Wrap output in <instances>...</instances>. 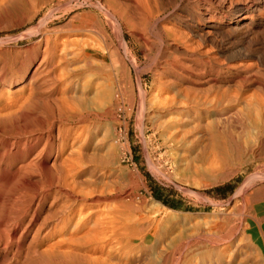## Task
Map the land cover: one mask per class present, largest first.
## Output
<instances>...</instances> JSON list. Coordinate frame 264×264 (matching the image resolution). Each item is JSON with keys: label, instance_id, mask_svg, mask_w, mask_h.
Masks as SVG:
<instances>
[{"label": "rangeland", "instance_id": "374dc122", "mask_svg": "<svg viewBox=\"0 0 264 264\" xmlns=\"http://www.w3.org/2000/svg\"><path fill=\"white\" fill-rule=\"evenodd\" d=\"M123 1L0 0V94H3L5 97L8 93L13 95V92L19 91L20 86L24 87L20 94V96H23L22 99L26 98L30 91L32 93L31 96H33L31 100L34 99L36 103L39 101V104H34L29 98L28 101L30 102L26 101L25 104L30 105V107L32 106V109L28 106L29 108L27 107L26 110H31L34 113V110L37 109L34 115L40 118V121L38 120L39 118L37 119L39 122L36 126L38 128L37 130L35 129L36 127L25 124L21 119L19 124L23 129L21 128L19 131L22 132L25 130V132L23 131V134L20 132L18 133L19 135H17V131L14 130H18L20 127L18 128V126L15 125L13 129L8 122H2V124L0 122V127L3 125V129L1 127L0 133H3L1 135L5 136H3L4 138L2 140L0 135V142L3 141L0 144L3 145L5 142L8 143L9 139L12 140L20 135V137H22L26 134H32V129L36 131L39 129L41 131L43 130V133L49 131L56 136L57 128L60 126L62 132H60L58 136V146L61 147L60 141L63 138L65 142H69L66 143V146L64 145L63 150L60 151L61 158H59V160L65 158L64 160L70 159L71 161H65L66 163L63 164L64 166H62V169H70V167H72L71 169H75V171H79L80 168L86 169V172H83L78 180L82 179L86 180V182L93 181L92 187H94L96 194L100 193L104 196L103 201L101 200L100 202L101 205L96 206L99 210L97 208L96 210L100 213L105 212V205L111 208V211L114 213L112 216L116 215L114 219L115 226H118L117 229L119 228V231H125L123 239L125 238L126 241H131L130 247L124 248V251H119V245L116 243V240L115 242L113 240V246L115 247L117 245L112 255V257L115 258H113V261L116 259L119 261L120 259L123 262V260L134 259L133 264H264V123H262L264 122V114L259 113L256 106L259 100H264L260 99V97L262 98L264 96V84L261 85V83H264V64L255 65L252 61L247 59H234L228 61L227 65L229 64V66L232 65V67H234L235 64V67H237L241 64L240 67L243 68L240 69L238 72L239 74L235 70H232V76H226L224 73L226 71L222 70L220 73L221 76L227 78L215 84L216 86L221 84V86L220 88L219 86L213 88L212 94L211 92L210 94L205 92L208 86L206 83L202 82V85H195V88H199L197 89L199 91H194L196 93H194L195 96L197 95V98H195L196 100L200 98L203 107V103L206 101L205 105H208L207 99L209 101L211 95L213 96L216 92H220L221 87L222 90L220 94L223 95L221 96L218 93L219 98H221L219 99L221 105H225L226 103V100H222L226 88H228L227 90L230 94L239 92L238 99L240 100H237L234 105L240 107L242 110L244 109L242 112L243 115L239 113L237 117L236 114L231 116L212 111L207 113L202 111L204 113L202 114V112L194 108V113L191 112L188 116L184 117L175 114V116L169 115V117H167V115L158 111L160 98L163 97L162 94L168 97L171 96L174 93L172 91L173 88L177 85L171 80L172 78L169 72L165 71L166 73L162 72L160 74L155 70H158V66L164 62L174 63V59L178 56L173 50L171 51L172 48L169 46L170 41H175L173 36V32L176 31L175 29H177L180 34L184 33L182 28L176 27L175 18H180V14H182V16L186 15L185 10L182 9L185 7L187 9L189 8L188 10L193 13H197L199 5L193 1L181 0V7L180 10H178L175 0H144L146 3L141 0V3H144L145 7L148 5L147 9L149 7L148 10H150V13L145 9L144 4V8L142 7V4L139 2L140 0ZM132 1H136L133 2L136 3V6H134L135 4L132 5ZM126 4L127 6L130 4L128 9L125 7ZM137 6L140 8V11L137 12L138 15L135 14V12L139 10ZM132 7L135 8L133 9ZM111 8H115L119 14L121 12L123 14L119 20V29L110 16ZM130 12H132L134 16H131ZM176 12L180 14H176ZM126 13L129 14L127 17ZM135 15L141 16L140 19L142 20L138 19L139 17ZM134 18H136V20ZM127 20H129V23ZM196 20L198 19L196 18ZM134 21L138 23L134 24ZM100 27L102 29H100ZM42 30L44 34L47 33L52 43L55 41L58 42L54 43L57 46V53L63 48H65L67 52H74L79 48H84L87 50L86 59L88 57L91 59L90 61H92L90 62L88 61L89 59L87 60L92 70L89 67L85 68L83 64L81 65V63H83L81 61L71 63V65L68 66L70 69L75 68L74 65H76V68L81 67L82 69L83 67L82 72L75 77L67 74L70 69L68 67L64 68V64H62L63 66L61 69V63L55 60L50 62V65H52L53 62H57L51 66L52 70L56 69L58 72L57 74L62 70L61 73L63 75L61 76V74H59L55 76L57 75L56 71L54 73V70L52 71L56 78V89L54 93L49 96L54 98L53 100H56L58 98L57 96L60 95V97H62L64 95L62 99H65L64 101L67 103L69 102V106L73 104L76 110L79 106V111H76L78 115L75 119L60 120L56 110L47 108L48 105L46 104V107L44 102H48V100H52V98L49 96L47 97V91L45 92V89L44 91L40 90V92L43 91L44 95L39 93V91L32 92L30 90V74L24 77H11L12 73L20 68L29 67L27 70L29 69L30 73L37 66L41 55H36L29 49L43 37L44 34ZM121 39L122 42H120ZM75 41L77 43L79 41L83 46L81 45L80 47L79 43L78 46L77 43H74ZM62 42H64L65 45ZM122 43L126 46L121 45ZM192 43L191 48H196V41L194 40ZM204 44L200 45L201 51H205V49H212L215 51L211 43L207 42L205 45ZM59 45L61 48H59ZM91 45L94 46V48ZM66 46H77L78 48H67ZM169 50L171 52H169ZM111 51H114V53L112 52L113 54H111ZM211 55L218 56L216 53ZM116 58L118 60L117 63L115 61ZM221 59L222 58H220V60ZM93 62L94 65H92ZM239 62L246 64L244 66L242 65L243 63ZM58 63L60 64L59 66L57 65ZM247 64L255 65L256 71H259H257L258 74H256L253 66L249 67ZM58 68L61 70L59 69L58 71ZM66 69L69 70L66 71ZM106 69H108V71ZM246 71L249 72L247 73ZM64 72H66V76ZM127 72H129V74ZM249 73H251V75ZM82 74H86L87 77ZM215 74L217 73H207L208 77H210L209 75L214 77ZM254 74L256 76H254ZM192 75L193 77H197L195 72ZM4 76L8 79L3 80ZM81 76H83L85 80ZM80 77L85 82L82 83ZM93 77L95 78L93 79ZM241 77L246 78V80ZM70 78L72 80H70ZM253 78L257 81H254ZM260 78L261 80H259ZM91 80H93L94 83L96 82V84ZM170 80L174 85H169ZM235 80H239L243 83L245 81V86L243 87L245 89L242 88V90L238 88ZM11 81L12 84L10 83ZM78 81L79 83L81 82L80 84H83L82 86L84 89L80 86ZM163 81L169 84L167 85L165 82L163 83ZM246 82L249 84H246ZM70 84H73L72 87L75 89L66 91L63 94L61 91L64 90V87L68 88ZM183 84L184 83H179L180 89L182 86L185 87L187 85L186 83L184 84L185 86ZM93 85L96 86L94 87ZM172 86L174 87L172 88ZM224 86L228 87L225 88ZM62 87L63 89H61ZM108 87L109 90L106 92ZM200 87H205V89H202L204 94L201 92L202 90H200ZM164 88L168 90L171 88V91L169 90L170 93L169 91L168 93L162 92ZM183 89L184 88L181 90L183 91ZM229 89H236L237 91L233 90L235 91L233 93L232 90ZM73 91L76 95L72 93ZM241 92H243V94ZM200 93L203 94L202 97ZM71 94H74L73 96L75 99L73 96V98L69 97ZM78 94H82L83 96L77 99L76 96ZM3 95L0 98H5ZM65 95L71 100L68 98L66 99ZM88 95L89 98L91 97L90 99H88ZM180 95L183 96V93L180 92ZM255 95L258 97L254 98ZM151 98L155 99L152 100ZM251 100L255 102L254 105H252L253 102ZM70 101H72V104ZM74 101L77 106L73 103ZM86 104L87 107H85ZM248 104H251L250 106L253 107L248 106ZM244 105H246L248 109H246ZM254 106H256V108L252 109ZM85 108L89 109L90 113ZM49 109L54 112H50ZM81 109L84 111H80ZM39 110L40 112L44 111L43 115H39ZM253 110L254 113H258L254 114L252 112ZM249 113L251 114L249 115ZM240 114L242 116H240ZM54 116L55 118H53ZM172 116L175 119L180 117V121L172 118L170 119ZM84 117L85 119H82ZM43 119L48 121L45 122ZM53 119L55 120L53 121ZM227 119H229V122ZM173 120H175L174 122H176V124ZM259 121L262 124L261 126H259ZM51 122H54L53 127H49ZM84 123L86 125L88 124L89 127ZM171 125H174V128L171 127ZM4 127H6V129ZM7 127H9V129ZM65 127L67 128L65 129ZM249 127L251 129L253 128V131ZM11 128L13 129L12 131ZM42 128H45V130ZM8 130L10 132H8ZM257 134L260 139L257 137ZM74 137H76L77 140L76 138L74 139ZM252 137L256 139L253 142ZM248 140L250 141L247 142ZM237 141L240 142L238 143L240 146L237 144L238 147L236 146ZM43 142L44 141L41 142L40 146ZM2 145H0V152L3 150L1 147ZM252 145H258L259 147L256 146L257 149L256 147L253 149ZM252 150L254 152H251ZM65 156L68 158L66 159ZM18 159L19 158L15 160ZM6 161L7 162L4 160V162L1 161L0 163V168L2 169V172L0 171V177H2L0 181L3 180L0 182L3 185H0V219H2L0 220V235H4L1 234V231L5 232L6 229V225L4 224L10 222L9 220L11 219H15L18 223L16 226L17 229L15 228L13 235L18 236L36 207L37 200L30 199H32L41 188H47L50 184V180L48 179L49 181H45L47 179V177L46 179L44 178L45 175L40 177L38 173L33 172L32 175L26 173L27 175L24 174L23 176H19L25 178L24 180L22 178L21 181L23 180V182H21L15 172L16 164H14V166H8V158H6ZM68 163L73 165L69 167ZM11 169H15V173H12L13 170L11 171ZM13 174L14 178L16 175L15 183L18 182L17 178L20 181L17 184L13 183L15 181ZM38 178H40L41 181ZM87 178H89V180H87ZM38 181H40L41 185H39L40 183L38 184ZM12 183L15 186H12ZM19 183L21 185H19ZM27 184L29 185L27 186ZM16 185L18 186V190L21 191H24V187H32L34 188L32 189L33 191L35 188L36 190L33 192L31 190L26 191L25 189L24 192L22 191V194L21 191V193L18 192ZM217 187L219 188L216 189ZM11 188L12 192H10ZM16 191L20 193V195ZM10 193H12V195H10ZM16 193L19 196H17ZM14 194L15 196H13ZM7 195L10 198L12 197L10 202L7 200V202H4L6 198L9 199V197H5ZM156 195L166 202L163 203L161 200H158ZM58 197L59 200L57 199ZM24 199L28 205L31 201L29 207H27V204H23L24 201L22 202V200ZM55 199H57L56 202L59 201L61 203V201H63L62 197L59 195H56ZM48 200H51V197H49ZM11 201L14 202L11 204ZM20 201L22 204H19ZM15 202L17 204H14ZM13 204L15 207H18L19 210L20 206L21 208L23 207L24 213L26 210L27 213H17L18 209L13 207ZM47 204L48 202L38 213L36 223L33 226H29L27 231L22 232L23 237L19 238L17 244L20 243L23 248H25L24 246L28 243L34 227L43 221V216L48 214L46 213L49 211L47 210ZM54 206L52 209L55 208ZM129 206H131V209ZM256 213L260 214L262 218L261 225L253 223L251 216ZM117 220L118 223H116ZM248 220L252 221V230L250 233L245 230L249 228ZM122 222H124V225ZM124 227L127 228L124 229ZM46 229L47 228L43 229L41 234L45 235L47 232ZM58 237L61 239L60 232L55 233L49 239L43 240V243H38L37 248L39 250L46 249L47 253L51 254L50 249L46 247H51ZM60 239H58V241ZM20 244L19 246H21ZM13 249L14 248H12V250ZM13 252L14 251L11 250H4L3 245L0 244V264H9L12 260ZM7 259L11 260L8 261ZM20 264L25 263L22 262Z\"/></svg>", "mask_w": 264, "mask_h": 264}, {"label": "bare ground", "instance_id": "6f19581e", "mask_svg": "<svg viewBox=\"0 0 264 264\" xmlns=\"http://www.w3.org/2000/svg\"><path fill=\"white\" fill-rule=\"evenodd\" d=\"M118 1L119 2H122L123 0L122 1L118 0ZM188 1L189 2L193 1L197 5H199V10H198L197 13H193V12H191V11L188 10L189 8L188 9L186 7L185 8H182L186 12V15L185 16H182V14L176 12V14L177 13L180 14V18H175L176 19V21H175L176 27L182 28L184 30V33L183 34H180V33H178L177 29H175L177 31V32L176 31L173 32V36H174V40L175 41H172V42L170 41L169 46L172 48L171 51L173 50L178 56L176 57V59H174V63L164 62L161 65L159 64L160 66H158V70H155V71H158V73H160V74L162 72H165V71L169 72L170 73V76L172 78L171 80H173L174 83H175V85L178 86V87L175 86V88H173L174 86H172V88H173L172 91L174 93L171 96L168 97L167 95L162 94L163 97L160 98V102H159V106H158V111H160L164 115H167V117H169V115H174L175 116V114H179V115L185 117V116L190 115V113L194 111V108H196L200 112L204 111V112L207 113L209 111L210 112L212 111V112H215V113L228 114V115H231V116H234L236 114V116L238 117L239 116V113L242 114V112H243L244 109L242 110L240 107H237L236 105H234L237 100H240V99H238L239 92L233 91V90H236V89H229V90H232L233 93L235 92L234 94H230L228 92V90H227L228 88H226L228 86H226V87L224 86L226 88V90H224L225 91V94L222 97V100H224V101L226 100L225 101L226 103H225V105H221V101L219 100L221 98H219V96H218V93H219V95H221L220 94V92L222 90V87H221L220 92H218V93L216 92V94H213V96L212 95L211 96L209 95L211 97V99L209 101L207 99V102L209 104L207 103L208 105H205V103H206V101H205V103H203V105H204V107H203L202 106V103H201L202 101L200 100V98L198 97L199 98L198 99L199 100V103H198V100H196V98H197L196 96L197 95L195 96V94H196L195 92L199 88H195V85L201 84L202 82L206 83L208 85L206 87V89H205V87H203L205 89V92L206 93H209V94L211 92V94H212L213 88L218 87V86L220 88V86H221V84H218V86H216L215 84L217 82H219L220 80H223V79H226L227 78L225 76H221L220 73H221L222 70L226 71V72L223 71L226 76L227 75L228 76H232V70H235L238 73L240 71V69L243 68V67H240L241 64H239V66H237V67H235V64H234V67H232L231 64H230L231 66H229V64L227 65V62L228 61H232L234 59H247V60L252 61L253 64H255V65L256 64H258V65H263L264 64V0H188ZM133 2H136V1H132L131 2L132 5L135 4L134 6H136V3H133ZM139 2L141 3V0ZM143 2H145V1L143 0ZM175 3L177 5L178 10H180L181 0H175ZM127 4H126L125 7H127V9H128V6L130 7V4L128 6H127ZM143 4H142V7H143ZM107 6H108V4H107ZM147 6L145 7V4H144L145 9L148 12H150V10H148L149 7L147 9ZM117 7L119 8L120 6H117ZM137 8L139 10H137ZM137 8H136L137 11L136 12L134 11V12H135V14L138 15L137 12L140 11V8H139V6H137ZM37 9H38V7H37ZM129 9H131V8H129ZM133 9H131V10H133ZM37 12H39V11H37ZM132 12H130L131 16L133 15ZM105 14L108 15L107 13H105ZM140 14H141V12H140ZM122 15H123L122 12L119 14V12H117V10H115V8H111L110 9V16L114 20L115 24L118 26L117 27L118 29L120 27L119 20L121 19ZM128 15L129 14H127L126 17ZM137 15H135V16L136 17H139L138 19H140L141 16H137ZM149 16H150V14H149ZM196 18L198 20H196ZM134 19L136 20V18H134ZM140 20H142V19H140ZM127 21L129 23V20H127ZM114 22H113V24H114ZM134 22H135L134 24H137L138 23V22L136 23V21H134ZM173 27H175V26H173ZM40 28H42V27H40ZM205 28H208V29H205ZM100 29H102V28L100 27ZM47 31H48V29H47ZM42 33H43V30H42ZM194 40L196 41V43H197L196 45L197 46L195 45L196 48L193 47V49H192L191 48V45L194 43V42L192 43V41H194ZM120 42H122V39H121ZM207 42L211 43L214 46L213 49L215 48V51H213L212 49H205V51H201L200 50V45L201 44H204V43L206 44ZM54 43H58V42L55 41ZM54 43L51 42V39L49 38V36L47 35V33H45L43 35V37L41 39H39L36 43H34L33 46L29 49L30 51H33L34 54H36V55H39L40 54L41 55V58H40L39 62L37 63V66L30 73H29V69L27 70V68H29V67H27V68L26 67L20 68L19 70L13 72L12 75H11V77L12 76H22V77H24V76L30 74V76H29L30 81H31L30 82L31 83V85H30L31 86L30 87L31 89L30 90L32 92L33 91L34 92L35 91L36 92L39 91V93H41L42 95H44L43 94V91L45 89V92L47 91V97H48L49 95H51L52 93H54V91L56 89V87H55V84H56L55 83V79H56L55 76H58L59 74H61V76L63 75L61 73L62 72L61 69H62V66H63L62 64H64V66H63L64 68H67L69 65H71V63H74L76 61H81V62H83V63L80 62L81 65L83 64L85 66V68L86 67H89V64H88L89 62L88 61H90L91 59L88 58V57L86 59V55H87V50L86 49L79 48L78 50H76L74 52H67L65 50V48H63V49H61L59 51V53H57V48H56L57 46ZM62 43L64 44V42H62ZM74 43H77V42L75 41ZM78 43L80 44L79 41H78ZM78 43H77V45L79 46ZM59 44L61 45L60 41H59ZM81 45H82V43L80 44V47H81ZM121 45L126 46L124 43H122ZM69 47L70 46H68L67 48H69ZM73 47L76 49L77 46H73ZM92 47L94 48V46H92ZM59 48H61V46ZM115 51H116V49H115ZM171 51L169 50V52H171ZM112 52L114 53V51H111V54H113ZM174 52H173V54H174ZM214 53L218 54V56L217 55H211V54H214ZM219 56L223 60L222 59L220 60ZM113 58H115V57H113ZM181 59H183V60H181ZM53 60L61 63V65L59 63L57 64L58 66L60 65V67H61V69L58 68V71H59V69L61 70V72H59V74H57L58 72L56 71V69L55 70L53 69L54 71L52 70V67L51 66H53L54 63H57V62H53V64L50 65V62L53 61ZM115 61L117 63V61H118L117 58H116ZM115 61H114V63H115ZM90 62H92V61H90ZM123 62H124V60H123ZM170 62H173V61H170ZM236 62H238V61H236ZM239 63H243V62H239ZM249 63H251V62H249ZM245 64L243 63L242 65L245 66ZM57 65H55V66H57ZM72 65H74V64H72ZM92 65H94V62H93ZM117 65H119V64H117ZM122 65H124V64H122ZM122 65H120V66H122ZM247 65L249 67H252V66L254 67L255 66V65H251V64H247ZM74 67L75 68H71V69H70V67H68L70 70L69 69H66V71L69 70L68 73H67V74H69V76H74L75 77L78 74H80L82 72V70H83V67H82V69H81V67L80 68H76V65H74ZM126 68H127V65H126ZM246 68L248 69L247 66H246ZM124 69H125V67H124ZM244 69H245V67H244ZM104 70H103V72H104ZM106 70L108 71V69H106ZM52 71H53V73L56 71V74L57 75L54 76L53 73H52ZM193 71L195 72V74L197 75V77H193V75H192L194 73ZM250 71H251V69H250ZM257 71H256V68H255L256 74H258V72H259V71L258 72ZM211 72L217 73V74H215L214 77H211V75H209L210 77H208L207 73H211ZM246 72L248 73L249 71H246ZM65 73L66 72H64V74ZM92 73H94V72H92ZM124 73H125V71H124ZM127 73L129 74V72H127ZM86 74H84V75L82 74V75L85 76ZM128 74H127V77H128ZM249 74L251 75V73H249ZM120 75H122V74H120ZM65 76H66V74H65ZM83 76H81V77L84 78ZM88 76H89V74H88ZM102 76H104V75H102ZM203 76H204V79H203ZM254 76H256V75L254 74ZM85 77H87V75ZM244 77H245V75H244ZM60 78H62V77H60ZM63 78H67V77H63ZM82 78H81L80 81H82V83H83V82H85L84 81L85 78H84V80H82ZM94 78L95 77H93V79ZM7 79L8 78L6 76H4V79L3 80H7ZM76 79H78V78H76ZM244 79L246 80V78H244ZM61 80H63V79H61ZM70 80H72V79L70 78ZM171 80L169 82L170 84L169 83L168 84L169 85H174V83ZM253 80L254 81H257L254 78H253ZM253 80L251 79L252 82H253ZM259 80H261V78ZM12 81H13V79H12ZM12 81L10 82L11 84H12ZM65 81H66V79H65ZM91 81H93V80H91ZM237 81L235 82V83H237L236 85L238 86V88L242 89L245 86V84H244L245 81H244V83L243 82H240L239 80H237ZM247 81L248 82H251L249 80H247ZM66 82H64V83H66ZM75 82H77V81H75ZM164 82L167 84L166 81H163V83ZM171 82H172V84H171ZM248 82H246V84ZM78 83H79V81H78ZM93 83H94V81H93ZM179 83H184V84L186 83L187 84L186 86L183 84L185 86V87L182 86V88H184L183 91L181 90L182 88L180 89ZM258 83H261V82H258ZM94 84H96V82ZM262 84H264V83H261V85ZM72 85L73 84H70L68 88L64 87V90H62L61 92L64 94L66 91H72L73 89H75L74 87H72ZM82 85L83 84H80L81 87H83ZM90 85H91V83H90ZM231 85H233V84H231ZM0 86H1V82H0ZM255 86H257V85H255ZM259 86H258V88H259ZM57 87H58V85H57ZM251 87H253V86H251ZM203 88H201L200 90H202ZM234 88H236V87H234ZM23 89H24V87L20 86L19 87V91L16 90L17 92H13V95H10V93H8L6 97L3 94H0L1 95L0 97H2V95L5 97V98H0V122H1V124H2V122H5V123L8 122L10 124V127H13V129H14V126L15 125L18 126V128L21 126L19 124V122H20L21 119L25 122V124H27V125L29 124L30 126L33 125L34 127H36L37 124H39L38 120L40 121V118L39 117H36L34 115V113H36L35 110H37V109H35V110L33 109L34 110V113L31 110H28V111L26 110L28 106L30 107V105H28V104L26 105L25 103H26V101H28L29 98H30L29 100H31V98L33 97V96H31L32 93L29 91V95L26 98H23L22 99L23 96H20V94L22 93L21 91H23ZM61 89H63V87ZM83 89H84V87H83ZM243 89H245V88H243ZM40 90H43V91L40 92ZM108 90H109V87H108V89H107L106 92H108ZM169 90L171 91V88ZM169 90L167 88L166 89L164 88V91H162V92H167L168 93ZM246 90H248V89H246ZM170 91H169V93H170ZM197 91H199V90H197ZM218 91H219V89H218ZM94 92H95V90H94ZM180 92L183 93V96L180 95ZM201 92L203 93V90ZM243 92H241V93L243 94ZM72 93L75 94L74 91ZM77 93H79V92H77ZM80 93H81V91H80ZM192 93H193L194 97H193ZM202 93H200L201 94V97L204 94V93L203 94ZM34 94H36V93H34ZM74 94L69 95V97L70 98H73L74 97L73 96ZM255 94H257V93H255ZM38 95H40V94H38ZM94 95H95V93H94ZM252 95H253V93H252ZM77 96H76V98L78 99V98H81L80 96H83V95L80 94L78 97ZM258 96H259V94H258ZM258 96L255 95L254 98H256ZM49 97L52 98L51 96H49ZM57 97L58 98L56 100H53L54 98H52V100H48L47 98H45L49 102V103L47 101L44 102L45 105L46 104L48 105V107H47V105H46V107L47 108H51L52 110H56L57 113H58V115H59V117H60V120H62V119L63 120L64 119H75L76 116L78 115V113L76 111L80 107L78 106V108L76 110L75 109L76 107L74 108V105L71 103L72 101H70V103L72 104L71 106H73V107L69 106V102L68 103L65 102L64 101L65 99H62V97H60V95L57 96ZM244 97H246V96H244ZM263 97L262 98L260 97V99H264ZM34 98H35V96H34ZM65 98L67 99L68 97H66V95H65ZM70 98H68V99H70ZM90 98H89V95H88V99H90ZM240 98H241V96H240ZM252 98H250V99H252ZM74 99H75V97H74ZM92 99H94V98H92ZM154 99H152V100H154ZM82 100H84V99H82ZM241 100H243V99H241ZM31 101L34 102V99L31 100ZM101 101H103V100H101ZM28 102H30V101H28ZM38 102L39 101H37V103ZM40 102H41V100H40ZM84 102H87V101H84ZM249 102H250V100H249ZM35 103L36 102H34V104ZM73 103H75V105L77 106V104H76L75 101ZM257 103L258 104L256 106H257L258 112L261 113V114H264V100H259ZM87 104H92V103H87ZM87 104H86L85 107H87ZM150 104H152V103H150ZM254 104H255V102L252 103V105H254ZM250 105L251 104H248V106H250ZM256 106H254V108H252V109H255ZM244 107H246V109H248L246 105H244ZM250 107H253V106H250ZM93 108H95V107H93ZM46 110H44V111L47 112ZM52 110L49 109L50 112H54ZM86 110L89 112V109H86ZM80 111H82V109ZM246 111H248V110H246ZM39 112H40V110H39ZM41 112H40L39 115H43V112L42 113ZM252 112L254 113V110ZM258 112H256V113H258ZM81 113H79V114H81ZM256 113H254V114H256ZM202 114H204V113L202 112ZM241 114H240V116L243 115V114L242 115ZM250 114L251 113H249V115ZM100 115H102V114H100ZM258 115H260V114H258ZM223 116H226V115H223ZM53 118H55V116ZM171 118L172 119H175V118H173V116L170 117V119ZM179 118L177 117V119H175V120H179ZM49 119H50V114H49ZM82 119H85V117L82 118ZM164 119H166V118H164ZM54 120L55 119H53V121ZM175 120H173V122ZM228 120L229 119H227V121ZM47 121H45V122H47ZM169 122H168V124L170 125ZM174 123L176 124V122H174ZM239 123H241V122H239ZM259 123H260V121H259ZM262 123H264V122H262ZM84 124H82V125H84ZM243 124H245V123H243ZM243 124H241V125H243ZM261 125L262 124L260 123L259 126H261ZM22 126H23V124H22ZM53 126H54V122H51V125L49 127H53ZM86 126L89 127L88 124ZM173 126L171 125V127H173ZM1 127H0V129H1ZM90 127H91V125H90ZM4 128L6 129V127H4ZM7 128L9 129V127H7ZM21 128L23 129V127H20L18 130L17 129L14 130V131H17V135H19L18 133L21 132V131H19ZM45 128H47V127H45ZM45 128H42V129L45 130ZM66 128L67 127H65V129ZM2 129H3V127H2ZM13 129L11 128V131ZM35 129L37 130L38 128L36 127ZM36 130H33L32 129L31 130L32 131V134H26V135H24L22 137H20L21 136L20 135L19 137L14 138L12 140L9 139L8 140V143L5 142V144H3V145L0 144V145H2L1 147L3 149L0 152V163H1V161L4 162V160H5V162H7L6 161V158H8V160H9L8 163H7L8 166H11V165L14 166V164H16V171L15 172H16V175L18 176V178H20V181H21L22 178H23V180L25 178L24 177H19V176H21V175L23 176L24 174L27 175L26 173H28V175L29 174L32 175L33 172L34 173H38L40 175V177L41 176L43 177V175H45L44 178L46 179V177H47V179L45 181H49L50 180L49 181L50 184L48 183L49 185L47 186V188L46 187L43 188V189L41 188V190H39L38 193L36 192L37 194L35 193L36 195L33 196L32 199H30V200H34V199L37 200V203L35 205L36 207L34 208V212L31 213L30 218L28 219V221L25 223L26 225L24 224L25 226L22 228L21 232L19 234L17 233L18 236H16V235L14 236L13 235V232H14L16 226H17V223H18V222L15 221V219L14 220L11 219V220H9L10 222H7V223L4 224V225H6V229H5V232H2L1 231V234H4V235L3 236L0 235V237H1L0 238V244L3 245L4 250H6V251L7 250L8 251L9 250L14 251L13 252V257L11 258L12 260L11 259H7L8 261L11 260L9 264H20L22 262L25 263V264H133V260L134 259H127L125 261L123 260V262L120 259H119V261L116 259L117 260V261L115 260L116 262L113 261L115 258L112 257V255H113V252L115 250L114 248H116V246H117V245L115 247L113 246V244H114L113 243V240H114V242L116 240V243L119 245V251L123 250L124 248L130 247V242L131 241H126L125 238L123 239V234H124L125 231H119V228L117 229L118 226L117 227L115 226L114 219H115V216L116 215L115 216H112V214H114V213H113V211H111L112 210L111 208H109L108 206H106L104 204L105 205L104 207L106 209V211L104 209L105 212H101L100 213L99 211L96 210V208H97L96 206L101 205L100 202H101V200L103 201L104 196L101 195L100 193L99 194H96V191H95L94 187H92L93 186V183H94L93 181L86 182V180H82V179L81 180H78L81 177V174L83 172H86V169L80 168L79 171H75V169H71L72 167H70L71 164H69V163L68 164H69L70 169H67V168L66 169H62V166H64L63 164L66 163L65 161H68L69 162L70 159H67L68 157L65 156L67 160H64L65 158H63V157H62L63 158L62 160L61 159L59 160V158H61L60 151H62L64 145L66 146V143L69 142V141L68 142H65L64 141V138L63 139L60 138V139H62L60 141L61 142V147L58 146V139H59L58 136H59V133L62 132L60 126H58V128H57V134H56V136L53 135L54 133L52 134L48 130H47L48 131L47 133H43L44 131L42 130L43 131L42 132L40 129L38 131H36ZM258 130H260V129H258ZM23 131L25 132V130H23ZM34 131H36V132H34ZM8 132H10V131L8 130ZM11 133H14V132H11ZM258 133H259V131H258ZM1 134H3V133H0V135ZM262 135H263V133H262ZM3 136L4 135H1L2 140L5 137V136L4 137ZM257 137H258V134H257ZM65 138H66V136H65ZM75 138L76 137H74V139ZM254 138H255V136H254ZM258 138H257V140H258ZM76 140H77V138H76ZM254 140H256V139H253V137H252V142ZM42 141H44V142L40 146V144H41ZM249 141L250 140H248L247 142H249ZM1 142H3V141H1ZM241 142H243V141H241ZM238 143H240V142L237 141V143H236V146L237 147L239 145ZM259 143H260V141H259ZM255 144H256V142H255ZM256 146H258V145H256ZM256 146H253V149ZM53 148H55V149H53ZM237 149H240V148H237ZM241 149H243V148H241ZM256 149H257V147H256ZM237 151H239V150H237ZM251 152H254V151L252 150ZM237 153H239V152H237ZM17 158H19V159L18 160H15ZM82 160H83V158H82ZM72 161H73V159H72ZM74 162H75V160H74ZM83 166H85V165H83ZM75 167H76V165H75ZM1 170L2 169L0 168V171ZM12 170H13L12 173H15L14 172L15 169H11V171ZM16 175H15V178H14V174H13V178L15 179V181L14 182L12 181V182L14 184H17L18 182H20L19 179L17 178L18 182L15 183L16 182ZM0 178H2V177H0ZM255 178H256V176H255ZM14 179H12V180H14ZM38 179L40 180V178H38ZM94 179H95V177H94ZM23 180L21 182H23ZM87 180H89V178H87ZM2 181H0V182H2ZM35 181H36V179H35ZM40 181H38V184L40 183ZM13 183H12V186L14 185ZM0 185H2V183H0ZM19 185H21V184L19 183ZM28 185L29 184H27V186ZM39 185H41V183ZM16 187H17L16 189L18 190V186L17 185H16ZM29 188H31V189H29ZM20 189H22V188H20ZM23 189H24V191H25V189H26V191H28V190L33 191L32 189H34V188H32V187H28V188L27 187H24ZM13 190H14V188H13ZM35 190H36V188H35ZM35 190L33 192H35ZM20 191L21 190H18V192H20ZM10 192H12V188H11V191ZM23 192H22V194H23ZM97 192H99V191H97ZM17 193H16V195L19 196L20 193H18L19 195ZM8 195L5 196V197H9ZM10 195H12V193H10ZM56 195H59L60 197H62V200L63 201H61V203L59 201L56 202L57 199L59 200V197L57 199H55ZM13 196H15V194ZM49 197H51V200H48ZM4 198H3V200H4ZM11 198L10 197H9V199L6 198L4 200V202H7V201L10 202V199ZM18 198H20V197H18ZM63 198H65V199H63ZM17 199H16V201H17ZM21 199H22V197H21ZM23 201L25 202L26 200L24 199V200H22V202ZM251 201H252V199H251ZM13 202L11 201V204ZM24 202H23V204H27L28 205V203H26V202L24 203ZM47 202H48V204H47L48 209L47 210H49V211L46 212V213H48V214L47 215L45 214L46 216H43L44 218L42 217L43 218V221H41L40 223L38 222L39 224L34 227V229L32 231V234L30 236V239H29L28 243L26 244V246H24L25 244L23 243L24 244L23 246L25 248H23L20 243L19 244L21 246H19V244H17V243L19 241V238H22L23 237L22 236V232L27 231L29 229V226H33L36 223V217H37L38 213L40 212V210L43 208V206ZM30 203H31V201L29 202V205H30ZM104 203H105V201H104ZM14 204H17V203L15 202ZM14 204H13V207H15ZM19 204H22L21 201H20ZM29 205L27 207H29ZM54 205H56V206H54ZM18 206H20V205H18ZM53 206L55 207L54 209H52ZM129 207L131 209V206H129ZM15 208L18 209V212L17 213H22V212H23V214L27 213L26 212L27 211L26 209H25L26 211L24 213V211H23L24 209H23V207L21 208V206H20V210H19L18 207H15ZM30 209H31V207H30ZM6 211H8V210H6ZM10 211H12V210H10ZM15 212H16V210H15ZM251 218L253 220V223H257V224L261 225L260 223H261L262 218H261L260 214H258V213L253 214L251 216ZM0 220H2V219H0ZM116 223H118V220L116 221ZM122 223L124 225V222H122ZM0 225H1V223H0ZM251 225H252V221H249V224H248L249 228L245 229L248 233H250L251 230H252ZM18 226H20V225H18ZM119 227H120V225H119ZM45 228H47L46 229L47 232L45 233V235H43V234H41V232ZM125 228H127V227H124V229ZM59 232H60V235H61V239L58 237V239H60L59 241L57 239L56 240L57 242L55 241L54 244H52V245L50 244L51 247L50 246L46 247V248H49L50 249L51 254L50 253H47V250L46 249L45 250H41V249L39 250L37 248V244L38 243H40V242L43 243V240L49 239L55 233H59ZM230 235H232V234H230ZM12 248H14V249L12 250ZM116 252H118V251H116ZM116 258H118V257H116Z\"/></svg>", "mask_w": 264, "mask_h": 264}, {"label": "trees", "instance_id": "16d2710c", "mask_svg": "<svg viewBox=\"0 0 264 264\" xmlns=\"http://www.w3.org/2000/svg\"><path fill=\"white\" fill-rule=\"evenodd\" d=\"M219 187H217L216 189H218ZM156 198L158 199V200H161L163 203H165L166 201L165 200H163V199H161L160 197H158V195H156Z\"/></svg>", "mask_w": 264, "mask_h": 264}]
</instances>
